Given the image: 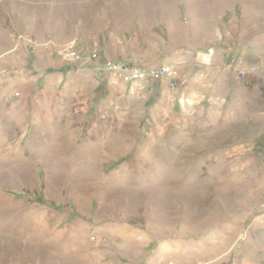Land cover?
I'll use <instances>...</instances> for the list:
<instances>
[{
	"label": "rangeland",
	"instance_id": "1",
	"mask_svg": "<svg viewBox=\"0 0 264 264\" xmlns=\"http://www.w3.org/2000/svg\"><path fill=\"white\" fill-rule=\"evenodd\" d=\"M169 262L264 264V0H0V264Z\"/></svg>",
	"mask_w": 264,
	"mask_h": 264
},
{
	"label": "built area",
	"instance_id": "2",
	"mask_svg": "<svg viewBox=\"0 0 264 264\" xmlns=\"http://www.w3.org/2000/svg\"><path fill=\"white\" fill-rule=\"evenodd\" d=\"M59 55L66 62L81 63L92 67L91 69L95 68L100 72L108 73L121 79L127 85L138 87L141 91H146L153 83L164 81L166 77L168 78V84L172 86L175 85L177 79L174 71L165 66L147 67L115 60L99 61L95 54H90L75 43L62 48ZM241 74L243 76L245 72H241ZM167 264L173 263L169 262Z\"/></svg>",
	"mask_w": 264,
	"mask_h": 264
},
{
	"label": "crops",
	"instance_id": "3",
	"mask_svg": "<svg viewBox=\"0 0 264 264\" xmlns=\"http://www.w3.org/2000/svg\"><path fill=\"white\" fill-rule=\"evenodd\" d=\"M58 67H59V66H58ZM53 70H54V69H53ZM60 70H61V73H58V75L60 74V76H61V79H60V82H61V81L65 78V77H64V74H65L64 72H65V71H63L62 69H60ZM60 70H59V71H60ZM54 71H55V72H58L57 70H54Z\"/></svg>",
	"mask_w": 264,
	"mask_h": 264
},
{
	"label": "trees",
	"instance_id": "4",
	"mask_svg": "<svg viewBox=\"0 0 264 264\" xmlns=\"http://www.w3.org/2000/svg\"><path fill=\"white\" fill-rule=\"evenodd\" d=\"M63 71H65L63 68H62ZM55 72L54 70H50L49 73H53Z\"/></svg>",
	"mask_w": 264,
	"mask_h": 264
}]
</instances>
